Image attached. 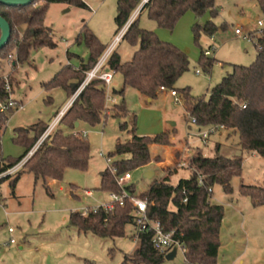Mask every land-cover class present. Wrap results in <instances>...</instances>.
Instances as JSON below:
<instances>
[{
    "label": "rangeland",
    "instance_id": "obj_1",
    "mask_svg": "<svg viewBox=\"0 0 264 264\" xmlns=\"http://www.w3.org/2000/svg\"><path fill=\"white\" fill-rule=\"evenodd\" d=\"M84 1L87 8L68 3L49 5L45 24L52 30L56 47L33 49L30 59L19 63L17 68L11 64L16 58L14 51L12 58L9 55L0 61L5 73L13 79L12 97L17 105H22L9 116L2 134L4 157L17 158L24 152V148L13 140L16 128H29L40 120L50 123L71 99L62 87L48 92L43 83L67 63L80 67L82 60L88 61L89 51L85 42L77 41L82 28L87 25L107 47L114 40L117 30L116 0ZM215 7L217 16L207 12L198 17L193 11H187L172 30L160 27L145 11L140 15L143 28L156 33L159 31L157 35L162 40L173 43L189 56L190 69L179 78L176 86L189 87L195 98L209 99L212 89L233 71L234 64L250 65L256 59V41L238 36L235 28L240 27L245 34L248 29L253 32L260 29L258 22L264 19V14L257 1L216 0ZM139 10L140 7L133 17L140 14ZM244 18L249 19L248 25L242 22ZM210 20L219 27L223 24L227 27L212 36L202 32L197 40L194 25H204ZM136 48L121 39L113 52L119 53L126 61L131 59ZM207 50H211L210 57L215 58L210 70L200 63L202 52ZM123 87L121 73H115V80L106 87L107 117L96 126L82 122L92 150L87 170L67 169L62 180L50 181L49 191L43 180L36 182L34 175L28 172L21 175L15 188L11 185L12 178L0 181V264H124L126 255L131 254L138 245L134 238V224H128L126 235L119 238L79 232L69 225L73 211L85 212L109 201V194L99 189L101 174L108 166L100 151L112 153L118 141L129 138L128 131L120 127L124 122L131 125L136 118V132L142 136L153 137L167 130L171 133L170 145H151L152 163L131 171V183L136 187L137 196L147 191L155 179L164 177L165 169L167 174L172 175L173 184L189 178L191 158L198 147L210 157L218 152L230 157L242 154L239 133L234 130L219 129L210 135L208 144L204 145L198 132L206 127L199 130L198 126L192 124L185 101L176 103L168 89L159 91V94L168 95L161 94L154 102L147 103L146 97L133 88H126L124 98L113 93V89ZM50 96L53 98L51 102L48 101ZM123 99L130 115L113 116L116 112L114 105ZM172 122L176 126H172ZM59 127L60 124L56 129ZM216 145L220 146L218 152ZM170 154L172 157L164 169ZM116 159L119 157H113V160ZM153 171L155 178L151 175ZM231 184L232 193L228 194L221 185H215L211 197L213 203L222 204L225 208L217 264H264V206L254 207L251 198L240 193L243 184L264 185V156L244 155L242 174L234 177ZM88 190L92 195H87ZM9 227L15 229L12 234L16 239L15 244H8L11 236ZM163 264L191 263L186 261L183 250L178 248L175 258H166Z\"/></svg>",
    "mask_w": 264,
    "mask_h": 264
},
{
    "label": "trees",
    "instance_id": "obj_2",
    "mask_svg": "<svg viewBox=\"0 0 264 264\" xmlns=\"http://www.w3.org/2000/svg\"><path fill=\"white\" fill-rule=\"evenodd\" d=\"M256 1L264 14V0ZM38 2L41 4L37 5ZM116 2L117 36L143 0ZM51 3L88 7L84 0H35L34 3L23 7L0 4V14L11 26V37L0 51V61L14 51L16 58L13 66L17 68L19 63L30 59L33 49L56 47L52 30L45 24L46 13ZM215 5L216 0H148L122 37V40L137 47L132 58L123 61L119 53L112 52L104 65V69L121 73L123 77L124 87L120 90L114 89V94L124 98L126 88H133L142 95L155 99L162 86L176 89L184 98L186 112L197 120V126L205 128L224 125L226 129L239 133V145L243 150L241 155L232 157L221 155L218 152L220 147L218 145L216 147L218 153L210 157L198 147L191 158L189 178L173 184L172 175L168 174L164 178L154 180L149 189L138 196L134 184L129 183L123 188L119 185L117 177L150 164L153 161L150 146L170 145V131H163L153 137L139 135L136 132L134 118L131 125L128 122L120 125L123 131H128L129 138L126 141H118L115 151L108 154L112 159L115 156L119 159L113 160L102 172L99 189L107 193H122L126 190L132 196L146 199L149 217L159 220L165 230L175 232V237L185 245V259L191 264H217L225 208L222 204L212 202L214 186L221 185L226 193H232L231 182L234 177L242 174L244 155L258 152L264 156V30L256 34L257 54L253 63L234 64L233 71L212 89L209 99L195 98L189 87L176 86L179 78L190 69L189 56L173 43L162 40L156 32L143 28L140 25V15L145 11L160 27L172 30L178 20L190 10L198 17L207 12L217 16L218 10ZM226 27V24L219 27L211 20L204 25L196 23L195 37L198 40L202 32L212 36ZM77 41L85 42L89 51L88 61L83 62L80 67L70 63L64 65L50 80L43 83L48 92L62 87L69 97H72L86 79L87 73L96 66L107 49L87 25L82 28ZM214 61L215 58L207 55L206 51L202 52L200 63L205 69L210 70ZM7 77L12 85V77L9 74ZM10 94L12 93L6 90V76L0 75V102L6 103ZM105 103L106 84L104 80L94 78L83 88L64 114L59 122L61 127L55 129L40 143L15 176H2L0 181L12 178L11 185L15 188L21 175L28 172L34 175L36 182L43 180L49 191V181L62 180L67 169L87 170L92 158L91 143L80 133L77 123L85 122L96 126L103 122L107 117ZM19 106L7 105L6 111H0V174L21 162L48 128V123L42 120L29 128H16L13 140L24 148V152L17 158L4 157L1 146L2 134L9 116ZM114 109L116 112L112 114L113 116L130 115L124 99L121 103L115 104ZM240 193L250 197L254 207L264 206V185L243 184ZM128 224L135 225V207L128 199L123 203H115L112 209L98 206L96 209H88L86 213L73 211L69 217L71 227L77 228L79 232H90L99 237H124ZM152 235L151 231L140 234L136 249L126 255L124 264L164 263L167 253L153 246Z\"/></svg>",
    "mask_w": 264,
    "mask_h": 264
},
{
    "label": "built area",
    "instance_id": "obj_3",
    "mask_svg": "<svg viewBox=\"0 0 264 264\" xmlns=\"http://www.w3.org/2000/svg\"><path fill=\"white\" fill-rule=\"evenodd\" d=\"M147 1L148 0H143V3L141 4L140 9L142 8L143 4L146 3ZM130 23H131V21H129L127 23V25H125L123 27V29L115 37L113 44L105 51L104 55L100 58V60L96 64V66L90 72L87 73L86 79L84 80V82L81 84V86L74 93L69 105L64 110H62L58 114V116L55 118V120L52 122V124H50L48 126V128L46 129V131L44 132V134L42 135V137L40 138L38 143L31 150V152L17 165L8 169L4 173L0 174V178L2 176H6V175H15L24 166V164L33 155L34 151L37 149V147L40 145V143L56 129V126L59 124L60 120L62 119L64 114L67 112L69 107L72 105L74 100L79 96V94L81 93L83 88L92 79L100 78V79L104 80L106 87L111 86L112 81H113V77H114V73L112 71H105L104 65L107 63L110 55L112 54L114 46L117 44V42H119L122 39L123 35L125 34L126 30L129 27ZM258 25L260 27V29L258 31L246 32V34H245L240 27H237V28H235V33L240 37H247L249 39H252V40L254 39L256 41V34L260 33V31L264 30V19L259 20ZM206 54L210 55L211 50H207ZM10 57L12 58V54H10ZM161 89L166 90L167 88L162 86ZM6 90L9 93H12V90H13L12 85H11L10 80L7 77V75H6ZM168 90L171 92V95L174 97L176 103H178V104L183 103L184 98L180 92H178L176 89H168ZM7 105L12 106V107L17 106L16 101L12 97V94H10V96L8 97V101L6 103L0 102V111H6ZM244 107H246V106H244ZM191 121H192V124L196 125L197 120L195 118H191ZM219 129H226V128L224 125H212V126L206 127L203 130H200L198 132V136L200 137L202 143L204 145H207L210 135L212 133L218 131ZM75 133H77V131H75ZM80 133L84 137H87V135H88L85 130H80ZM100 155L106 159L108 166H110L112 164L113 159L111 157H109L108 154H105L103 151H100ZM115 172H116V170H115ZM131 179H132L131 172H127V173L122 174V175L117 177L119 185L123 188L131 182ZM210 191H212V189H210ZM87 194L91 195V193L89 191H87ZM108 194H109V198H110L109 201L100 205L106 209H112L115 203H118V202L123 203L126 199H128L134 205V207H135V229H136L135 234H134V238L136 241H138L141 233L151 231L153 233L152 244L156 249L160 250L163 253L165 252L168 254L174 248H177V249L181 248L183 250V252L185 253L186 247L178 238L175 237V232L165 230L159 220L151 219L149 217V215H148V203H147L146 199H143V198L137 197V196H132L126 190H123L122 193L110 192ZM186 200L187 199L185 198L184 201H186ZM96 207H98V206H96ZM96 207H93V208L96 209ZM87 211H88V209H87ZM87 211H85V212L82 211V212L86 213ZM8 231L11 234L8 244H15L16 239L12 235L15 232V229L13 227H9Z\"/></svg>",
    "mask_w": 264,
    "mask_h": 264
},
{
    "label": "water",
    "instance_id": "obj_4",
    "mask_svg": "<svg viewBox=\"0 0 264 264\" xmlns=\"http://www.w3.org/2000/svg\"><path fill=\"white\" fill-rule=\"evenodd\" d=\"M35 0H0V4L13 7H23L34 3ZM0 51L6 46L11 37V26L10 23L0 14ZM78 124V123H77ZM175 125L174 122H172ZM177 255V248H174L171 252L166 255L167 259H173Z\"/></svg>",
    "mask_w": 264,
    "mask_h": 264
},
{
    "label": "crops",
    "instance_id": "obj_5",
    "mask_svg": "<svg viewBox=\"0 0 264 264\" xmlns=\"http://www.w3.org/2000/svg\"><path fill=\"white\" fill-rule=\"evenodd\" d=\"M140 11H141V9H140ZM140 11H139V13H140ZM138 13V14H139ZM136 18V16H132L131 17V19H130V21L132 22L134 19ZM242 22L244 23V24H246V25H248L249 24V19L248 18H244V19H242ZM251 31V29H248L247 30V32H250ZM158 34H159V31L157 32ZM160 36V35H159ZM115 37H116V35H115ZM114 40H115V38H114ZM114 40L110 43V45H109V47L113 44V42H114ZM109 47H107V48H109ZM132 56H133V54H132ZM122 57V56H121ZM132 58V57H131ZM68 60H70V52H68ZM122 60H123V58H122ZM126 61H128V60H126ZM82 63H83V60H82ZM12 65H13V62L11 63ZM67 64H69V63H67ZM66 65V64H65ZM64 66V65H63ZM62 66V67H63ZM0 75H8L7 73H5V70H4V66H3V63L1 64V62H0ZM105 71H110L108 68H105L104 69ZM113 80H115V73H114V77H113ZM72 85H74V84H72ZM46 90V89H45ZM54 90V89H53ZM114 90V89H113ZM47 91V90H46ZM161 94H167V93H161ZM161 94H158V96L155 98V99H157ZM168 95V94H167ZM73 97V96H72ZM72 97H71V99H72ZM146 97V96H145ZM71 99L68 101V103L64 106V108H62V109H65L68 105H69V103L71 102ZM155 99H152V98H147L146 97V102L147 103H152V102H154L155 101ZM48 101L49 102H51V101H53V98L50 96L49 97V99H48ZM18 104V103H17ZM20 106H22V105H20ZM58 116V112L55 114V118ZM55 118H54V120H55ZM53 120V121H54ZM43 121V120H42ZM53 121H51L50 123H48V126L50 125V124H52V122ZM172 126H176V123H175V125H173L172 124ZM197 126V125H196ZM77 128L79 129V130H85V129H83V127H82V122H79L78 124H77ZM198 129L200 130L201 128L198 126ZM86 131V130H85ZM87 132V131H86ZM87 134H88V132H87ZM216 146H218V145H216ZM150 151H151V146H150ZM253 155L254 154H260V153H258V152H253L252 153ZM262 155V154H261ZM171 157H172V154H170V158L164 163L165 165H164V169H165V166H167L168 164H169V162H170V159H171ZM160 157H159V155L157 156V159H159ZM153 162V161H152ZM151 162V163H152ZM158 164H161L160 162H158ZM146 166V165H145ZM151 175H152V177L153 178H155L156 177V173L153 171V172H151ZM168 174H167V172H166V169H165V174H164V177L165 176H167ZM164 177H162V178H164ZM156 180V179H155ZM51 181V180H50ZM50 181H49V183H50ZM131 183V182H130ZM90 193H91V195H92V192L90 191V190H88ZM88 195V194H87Z\"/></svg>",
    "mask_w": 264,
    "mask_h": 264
}]
</instances>
